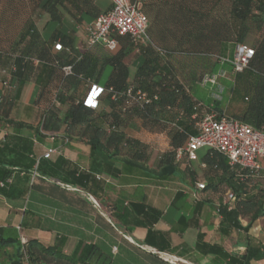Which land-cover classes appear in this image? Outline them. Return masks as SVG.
I'll return each mask as SVG.
<instances>
[{"label":"trees","instance_id":"obj_1","mask_svg":"<svg viewBox=\"0 0 264 264\" xmlns=\"http://www.w3.org/2000/svg\"><path fill=\"white\" fill-rule=\"evenodd\" d=\"M92 1L30 0V3L33 12H46L57 21L60 19L59 7L67 9L72 17L77 12H84L95 19L101 12ZM142 10L149 18V38L165 51L164 56L150 45H133L128 36H120L115 51L99 53L97 58L90 49L98 45L79 51L68 36L57 30L44 39L35 17L26 18L8 46L0 49L3 85L0 117L15 130L30 126L14 120L10 113L19 88L32 78L39 85L33 102L40 117L36 129L38 139L44 137L43 131H53L65 133L69 140L76 131V135L86 139L91 148L110 147L113 157L126 153L132 160L141 161L147 155L148 144L125 134L130 122L139 119L146 130L162 131L168 138L170 148L159 160L164 164L162 177L165 178L171 176L175 168V150L184 146L188 137L196 132L192 116L198 112L196 104L203 100L190 93L194 86L190 84L199 82L205 74L217 75L221 68L228 67L231 71L225 59L232 58L236 45L244 44L251 48L252 56L245 68L232 73L226 104L223 107L217 105L222 97L213 98L211 104L227 117L252 128L264 129V0H144ZM56 43L60 45L59 49L55 48ZM127 56L131 57L126 60ZM135 57L140 60L129 79L128 63ZM65 66L71 67L69 73H64ZM105 66H110V72L97 106L91 108L84 101ZM128 90L131 95L127 94ZM137 90L146 92L150 101L135 99L133 93ZM9 139L0 140L2 195L9 186L7 181L13 175V168L28 170L34 163L28 160L23 166L18 159L20 156L12 150L16 145ZM20 145L23 149L28 146L30 151L32 142ZM201 159L202 190L222 194L230 191L235 195L229 204L220 202L216 206L221 215L220 231H237L245 240L246 248L242 255H230L219 245L203 242V234L199 233L196 249L202 254H213L223 264H251V261L264 260V170L241 178L237 176L236 167H230L224 156L211 149H206ZM56 167L62 171V175L56 177L57 181L66 186H81L83 180H87L88 174L80 172L76 176L75 168ZM39 168H42L41 162H38ZM39 174L35 178L41 181L36 184L41 189L60 188L47 182L46 176L50 173ZM31 185H35L34 181ZM132 207L149 224L160 217L158 209L143 202L133 203ZM259 218H262V234L253 237L248 230ZM19 236L15 227L0 226V264H107V257L95 244L79 241L71 252H66L64 235H56L48 245L36 239L21 243ZM145 243L155 244L160 251L168 249L163 242L158 244L150 240V230ZM7 247L12 250L7 251Z\"/></svg>","mask_w":264,"mask_h":264},{"label":"crops","instance_id":"obj_2","mask_svg":"<svg viewBox=\"0 0 264 264\" xmlns=\"http://www.w3.org/2000/svg\"><path fill=\"white\" fill-rule=\"evenodd\" d=\"M92 4L103 12L110 6V1L93 0ZM58 12L59 20H52L44 12L41 23H36L43 38L47 39L57 30L68 36L76 49L86 51L83 25L94 18L84 12H77L72 17L62 7ZM90 51L97 58L99 53L110 54L100 45ZM130 57L127 56L126 60ZM139 60L135 57L128 63L129 79L133 77ZM107 67L110 69V66L103 67L94 83L103 86L100 79ZM218 72L216 85L222 92V85H231L233 74L228 67ZM194 86L190 88L192 95ZM2 91L0 80V94ZM38 91L39 85L29 78L13 101L10 117L28 123L29 127L15 130L0 117V140L10 137L9 142L16 145L12 150L20 156L18 159L23 166L28 160L34 161L28 170L13 168L5 195L0 193V226L15 227L20 236L36 239L44 245L51 244L56 235H64L67 238L66 252H71L79 241L95 244L107 257V264H173L168 261L169 257L176 258V264H223L213 254H202L196 249L199 233L203 234V242L219 245L230 255L244 253L246 243L237 231L222 233L219 229L221 215L216 206L220 202L226 203V193L195 188V183L203 179L201 157L205 151L198 154L199 159L194 162H188L184 157L180 161L174 158L172 175L164 178V164L159 160L161 154L170 148L168 138L162 131L146 130L139 119L130 122L125 134L148 144L147 155L141 161L132 160L126 153L113 157V148L110 147L91 148L86 139L76 135V131L69 140L65 133L53 131H43L44 137L38 139L36 129L40 125V117L38 107L33 105ZM28 141L32 142L30 151L28 146L23 149L20 145ZM51 147L55 152L50 158H44L43 154ZM38 162L42 168L37 169ZM57 165L60 169L75 168L76 176L80 172L88 174L87 180L84 179L81 186H66L56 179L62 175ZM39 173L47 175V182L60 188L41 189L36 185L41 181L35 178ZM33 181L35 185L32 186ZM141 202L160 211L156 222L149 224L141 214H136L132 204ZM242 223L245 224V220ZM149 230L150 240L158 244L163 242L168 249L160 251L155 244H146ZM262 230V218H259L248 233L260 237ZM6 250L11 251L12 248L7 247ZM251 264H264V260L251 261Z\"/></svg>","mask_w":264,"mask_h":264},{"label":"built area","instance_id":"obj_3","mask_svg":"<svg viewBox=\"0 0 264 264\" xmlns=\"http://www.w3.org/2000/svg\"><path fill=\"white\" fill-rule=\"evenodd\" d=\"M110 6L101 12L94 20L83 25L85 33L84 44L86 48L100 45L109 52L118 48V37L128 36L133 45L154 47L160 56L165 51L156 47L148 35V18L142 10L144 0H109ZM59 49L60 45L55 44ZM252 56V50L244 44L236 45L232 58L225 59L230 66L232 73L239 72L246 67ZM70 66L63 67L64 73H69ZM200 86H217V75L205 74L198 82ZM218 87V86H217ZM103 87L92 84L87 93L84 103L91 108L98 104V97ZM221 92V89H219ZM128 95L131 92L127 91ZM218 99V93L214 95ZM137 100L149 102L150 98L144 91L137 90L133 93ZM198 112L192 117L195 118L196 132L191 134L185 145L175 150L174 158L180 161L183 157L188 162L199 159L197 151L201 148L211 149L227 159L230 167H236L237 176L251 177V175L264 170V129L252 128L248 124L227 117L219 113L212 104L198 102ZM55 152L54 148H48L43 154L44 158L50 157ZM2 185V183H0ZM197 190L204 188V183H195ZM196 197V194H193ZM235 195L228 191L226 203L234 201ZM21 243L26 239L19 236ZM176 258L168 259L176 264Z\"/></svg>","mask_w":264,"mask_h":264},{"label":"rangeland","instance_id":"obj_4","mask_svg":"<svg viewBox=\"0 0 264 264\" xmlns=\"http://www.w3.org/2000/svg\"><path fill=\"white\" fill-rule=\"evenodd\" d=\"M30 0H0V49H5L9 42L16 36L22 23L30 15L35 17L36 23H41L43 19V12L34 11L32 9ZM110 69L107 67L103 71L100 79V83H105ZM224 90L219 94L222 100L218 102L219 107H223L227 101V90L230 85H222ZM220 87L216 88L211 85L200 87L195 85L192 89V93L196 98L203 99L205 104L213 103V97L211 94L219 93ZM215 91V92H214ZM205 100V101H204ZM215 108V107H214ZM206 151V148H201L197 151L198 154ZM169 257L168 259H171Z\"/></svg>","mask_w":264,"mask_h":264}]
</instances>
